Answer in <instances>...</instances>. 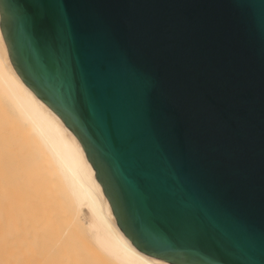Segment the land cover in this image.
Returning <instances> with one entry per match:
<instances>
[{"label": "water", "instance_id": "water-1", "mask_svg": "<svg viewBox=\"0 0 264 264\" xmlns=\"http://www.w3.org/2000/svg\"><path fill=\"white\" fill-rule=\"evenodd\" d=\"M60 4L69 39L44 62L17 36L15 73L79 141L116 225L144 255L178 264L129 181L148 154L188 209L205 197L264 237V0H39ZM35 0H0V20ZM76 89V101L68 97ZM145 169L144 180H150ZM195 183L199 190L188 191ZM224 264H243L225 261Z\"/></svg>", "mask_w": 264, "mask_h": 264}, {"label": "bare ground", "instance_id": "bare-ground-1", "mask_svg": "<svg viewBox=\"0 0 264 264\" xmlns=\"http://www.w3.org/2000/svg\"><path fill=\"white\" fill-rule=\"evenodd\" d=\"M5 48L0 109L30 148L0 124V264H94L91 256L103 264H170L139 252L120 231L79 141L24 85Z\"/></svg>", "mask_w": 264, "mask_h": 264}, {"label": "snow or ice", "instance_id": "snow-or-ice-1", "mask_svg": "<svg viewBox=\"0 0 264 264\" xmlns=\"http://www.w3.org/2000/svg\"><path fill=\"white\" fill-rule=\"evenodd\" d=\"M35 10L11 8L0 20V45L7 38L15 46L16 37L30 45L31 51L44 62L48 54H59L69 39V25L61 11L62 5L39 3ZM7 54V48L4 49ZM76 101V89L68 97ZM145 169H151L150 180H144ZM129 175L137 193L149 202V210L141 215L150 227L161 222L167 225L170 239L167 246L175 253L178 264H224L238 260L243 264H264V237L255 244L247 232L235 227L224 217L216 201L205 197L202 203L188 209L182 206L184 189L170 194L168 180L152 157L143 154ZM198 189L193 183L188 191ZM158 264V262H154Z\"/></svg>", "mask_w": 264, "mask_h": 264}, {"label": "rangeland", "instance_id": "rangeland-1", "mask_svg": "<svg viewBox=\"0 0 264 264\" xmlns=\"http://www.w3.org/2000/svg\"><path fill=\"white\" fill-rule=\"evenodd\" d=\"M0 107H2L1 106V100H0ZM2 108L0 109V124L2 126H4V128H7L8 129L7 132L9 134H11L12 131H13V135L15 136L16 142L21 139L20 142L22 143V140L24 139L25 142L23 141V144H20V142H17V143L20 144L21 146L25 145V147L24 146L23 147L26 148V149L28 148V150H29L30 147H28V146L30 145L29 144L30 142H29V140L27 138L26 133L24 132V130L22 128H19V126H20L19 123L17 121H15V120H12V117H10V115L7 112L5 113V111ZM5 131H6V129H5ZM20 135H21V138H20ZM92 262L94 264H103L102 262L97 261L96 258H95V256H91V263Z\"/></svg>", "mask_w": 264, "mask_h": 264}]
</instances>
